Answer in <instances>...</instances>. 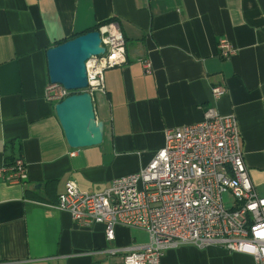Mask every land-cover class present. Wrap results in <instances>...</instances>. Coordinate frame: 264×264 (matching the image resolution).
Here are the masks:
<instances>
[{
    "label": "crops",
    "instance_id": "crops-1",
    "mask_svg": "<svg viewBox=\"0 0 264 264\" xmlns=\"http://www.w3.org/2000/svg\"><path fill=\"white\" fill-rule=\"evenodd\" d=\"M109 20L123 32L126 61L104 71L105 93L93 100L101 142L71 148L44 97L45 53ZM219 38L236 49L229 58ZM213 85L225 93L214 98ZM211 106L236 118L264 198V0H0V167L19 156L26 170L23 183L0 178V264H118L123 253L106 251L145 245V230L116 224L107 240L102 224H78L51 204L68 180L98 192L137 172L167 128L199 122ZM160 264L255 262L215 244H182Z\"/></svg>",
    "mask_w": 264,
    "mask_h": 264
},
{
    "label": "built area",
    "instance_id": "built-area-1",
    "mask_svg": "<svg viewBox=\"0 0 264 264\" xmlns=\"http://www.w3.org/2000/svg\"><path fill=\"white\" fill-rule=\"evenodd\" d=\"M98 31L104 51L88 58L87 86L75 91H87L93 100L105 93L104 71L126 61L118 22L109 20ZM217 47L224 59L236 50L225 38L218 39ZM142 66L145 73L151 71L148 60ZM71 93L49 81L44 88L45 99L54 103ZM211 93L218 98L225 88L213 85ZM0 178L23 183V159L18 156L0 167ZM225 192L232 197L228 206L222 199ZM51 207L69 212L78 224H102L107 240L114 239L116 224L145 230V245L106 251L123 253L118 264H160L166 250L182 244H215L249 253L255 264H264V198L248 175L236 118L213 106L199 122L167 128L163 145L137 172L112 179L98 192L82 191L68 180Z\"/></svg>",
    "mask_w": 264,
    "mask_h": 264
},
{
    "label": "water",
    "instance_id": "water-1",
    "mask_svg": "<svg viewBox=\"0 0 264 264\" xmlns=\"http://www.w3.org/2000/svg\"><path fill=\"white\" fill-rule=\"evenodd\" d=\"M98 29L79 33L46 50L48 80L72 91L55 103L54 109L66 142L71 148L97 145L102 140L103 122L95 116L93 98L87 91L86 61L101 54Z\"/></svg>",
    "mask_w": 264,
    "mask_h": 264
},
{
    "label": "rangeland",
    "instance_id": "rangeland-1",
    "mask_svg": "<svg viewBox=\"0 0 264 264\" xmlns=\"http://www.w3.org/2000/svg\"><path fill=\"white\" fill-rule=\"evenodd\" d=\"M95 96L98 97L97 94ZM231 198L232 197H231V194L229 192H225L222 194V199H223V202L225 203V206L229 205Z\"/></svg>",
    "mask_w": 264,
    "mask_h": 264
},
{
    "label": "trees",
    "instance_id": "trees-1",
    "mask_svg": "<svg viewBox=\"0 0 264 264\" xmlns=\"http://www.w3.org/2000/svg\"><path fill=\"white\" fill-rule=\"evenodd\" d=\"M98 28V26H96V27H92V28H89V29H87V30H85V31H83V32H87V31H90V30H94V29H97ZM82 32V33H83ZM75 36V35H74ZM62 41H64V40H62ZM61 42V41H60ZM57 43H59V42H57ZM56 43V44H57ZM13 162V161H12ZM12 162L10 163V164H8V165H11L12 164Z\"/></svg>",
    "mask_w": 264,
    "mask_h": 264
}]
</instances>
